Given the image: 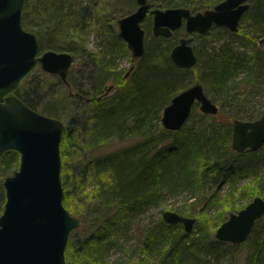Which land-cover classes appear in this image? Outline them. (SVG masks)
Here are the masks:
<instances>
[{"label":"trees","instance_id":"obj_1","mask_svg":"<svg viewBox=\"0 0 264 264\" xmlns=\"http://www.w3.org/2000/svg\"><path fill=\"white\" fill-rule=\"evenodd\" d=\"M151 1L154 6L161 8L185 6L197 8L192 10H204L221 0H206L205 4L199 0ZM27 3L28 0H25L21 21L23 27L26 26L27 30L36 34L38 51L47 47L70 52L73 62L64 83L78 90L75 96L80 100L83 97L80 95L83 93L81 88V92L79 91L80 79L85 74L76 80L70 73L74 69L86 70L85 78L87 84H91L94 89L92 93L100 95L103 83L110 77L116 78L112 69L118 52L129 54L126 44L111 27L109 16L112 12L109 8L112 3L109 0H30L29 18L26 13ZM90 5L95 9L101 5L103 8L99 11L102 10L103 16L93 17ZM245 16L251 21L252 31L259 33L260 38L264 37V0H254L243 15ZM90 24L97 25L103 31L99 34L104 35V42L95 52H90V49L82 45L83 32L88 30L87 27L90 30ZM222 30L224 32L219 34L221 38L233 36L238 31ZM219 37L212 39L218 42ZM175 39V34L170 38H145V52L140 58L131 57L135 62L134 67L122 92L108 100L107 95L100 99L93 98L99 106L83 117L82 123L79 124L72 118L64 126L60 141L63 205L72 215L80 214V226L84 227L82 233H86L74 245L68 239L64 252L66 259L68 251L74 247V252L77 246V251H82L80 264H90V243L91 247L97 249L98 243L106 242L105 236L112 226L120 227L133 221L145 207L156 204L171 193L202 192L210 181H229L230 189L221 211L227 214L242 208L253 197L262 195L264 172L260 174L257 168L254 169L253 178L240 187L234 186L233 180L240 172L245 156L252 160L260 157L264 162V151L260 154L249 149L234 151L230 144V125L222 120L221 113L226 103L236 105L235 92L232 94L231 91L239 89L240 82L243 81V86L245 81L250 83V89L264 83V51L257 49L254 56L238 55L232 51L229 42L225 43L224 40L216 47L211 46L208 51L201 52L202 48L195 46L196 64L199 61L203 67L201 79L208 87L207 90L217 95L212 101H216L220 108L216 114L208 115L197 110L195 105L187 122L190 117L193 120L197 118L196 121L192 120L190 124L186 122L179 130H168L160 122L162 109L174 94L188 86L179 88V83L191 70L177 67L171 62L169 52ZM258 46L261 47L259 43ZM240 71L245 74V80H236ZM28 83L29 78L16 88L15 93L28 106L35 108L29 96L40 98L41 93L36 95L34 86L30 88ZM48 112L52 114L54 110ZM228 114V119L251 120L257 116L243 117L235 108L230 109ZM114 141L118 142L115 146L108 150L104 148V145ZM78 152H82V159L84 156L89 158L76 171L69 163ZM3 153L0 157V169L4 174L17 152L7 150ZM7 154L9 159L6 161ZM234 191L240 195L236 199L245 196L247 203L240 205L229 199ZM76 194H83L86 199L81 204L82 209L73 207V197ZM3 202L4 192L0 190V213ZM179 214L189 213L180 211ZM224 220V217L218 219L213 226L218 227ZM181 225L166 223L165 227L180 230ZM90 227L96 228L91 235ZM178 234L171 236L162 228H155L143 240L142 246L153 251L159 244L168 245L165 250L162 246L159 248L162 264H211L212 258L217 260L222 255L223 246L238 245L211 240L208 235L203 234L195 238H189L187 232L181 231ZM251 235L256 240L247 257V264H264V214L256 219L244 242ZM107 245L109 247L110 244L107 242ZM97 253L99 251L94 255Z\"/></svg>","mask_w":264,"mask_h":264},{"label":"water","instance_id":"obj_2","mask_svg":"<svg viewBox=\"0 0 264 264\" xmlns=\"http://www.w3.org/2000/svg\"><path fill=\"white\" fill-rule=\"evenodd\" d=\"M134 11L117 19L118 35L131 57L145 52V30L141 22L149 8L148 0H134ZM25 0H0V155L6 150L19 154L17 169L3 180L5 201L0 213V264H66L65 248L70 232L81 220L63 205L60 179V141L63 122L28 106L13 91L39 67L67 80L73 56L67 51L45 50L39 54L34 32L22 26ZM248 0H221L212 8L191 13L184 6L150 10L153 36L169 37L185 19L186 33H206L212 25L236 32ZM264 37L259 39V44ZM171 62L180 68H192L197 56L186 36L178 39L169 52ZM109 89L105 92L107 93ZM101 98V95L96 97ZM89 100V99H86ZM205 114H216L218 106L195 82L174 94L163 107L161 124L179 130L189 118L193 106ZM264 143V113L257 119H234L231 148L236 152L257 150ZM264 214V197H253L244 207L231 212L216 228L215 238L242 243L255 220ZM162 219L170 225L181 223L191 232L195 218L166 209Z\"/></svg>","mask_w":264,"mask_h":264},{"label":"rangeland","instance_id":"obj_3","mask_svg":"<svg viewBox=\"0 0 264 264\" xmlns=\"http://www.w3.org/2000/svg\"><path fill=\"white\" fill-rule=\"evenodd\" d=\"M248 1L251 5L254 2V0ZM109 2L112 3L109 8L112 12V15L109 16L111 19L110 24L113 30L117 32V19L126 14L128 11L134 9L136 4L133 0H109ZM150 2L152 1L150 0ZM199 2H203L205 4L206 0H199ZM29 3L30 0H28L26 6V13L28 15L27 18H29L30 16L28 8ZM196 3H198V1H196ZM102 8L103 7L101 5H98L96 9L90 5V13L93 14V17L101 18L103 16V12L102 10L99 11V9ZM193 8L197 9L196 7H192V9ZM201 10L203 9L197 11ZM141 26L145 30L146 40L150 39L152 37L151 17H148L143 20ZM251 26V21L245 16L241 19L238 31L233 36H224L223 38L219 37V34L224 32L222 30V27L219 26L211 28L206 33H204V35H200L197 33L185 34V30L182 28L177 32V35L180 36L185 34L188 38L189 43L193 46V49L195 46H199L200 48H202L201 52H203V50L208 51L211 46L216 47L219 43L224 40L225 43L229 42L232 51H234L236 54L254 56L256 54L255 52L257 51V49H260V51H264V44L261 47L258 46V41L261 35H259V33H254L251 29ZM24 28L27 29L26 26H24ZM87 29L88 30L83 32L84 38L82 40V45L85 46L86 49H90V52H95L100 46V44L104 42V35L99 34V32L103 31H101L97 25L91 24L90 30L88 27ZM216 36L220 38L218 42H215L212 39ZM44 50H47V47L42 49L40 53ZM134 63L135 62L131 58L130 51L129 54H124L121 51L118 52L113 64L114 68L112 69L113 74L116 76V78H114L115 84L113 90H111L107 94V100L113 97L115 94H119L120 92H122L123 87L129 82L130 77H124V75L129 69V67L131 65H134ZM76 67H78V65H76ZM202 73L203 67L201 62L198 61L196 66L191 68L189 75L185 77V79L180 81L179 88L185 85L189 86L195 82H199L203 85L207 95L211 99H215V96L217 95L214 94L212 91L207 90L208 87L201 79ZM83 74H85L86 76V70L74 69V71L70 73V75L74 76L76 80L80 75ZM85 76L80 79L81 87H79V91L81 92L82 90L83 93L80 95H82L83 97L79 100L78 97L75 96V94L78 93V90H76L75 88H71L64 82L60 81V79L56 75L46 73L40 68L35 69L29 77L28 87L31 88L34 86L36 95L38 94V92H40L41 97L38 98L37 96H35V98L29 96V99H31V101L35 104L34 109L41 113L59 118L63 122L64 126L69 124V121L72 118H74L75 121H77L79 124L82 123V118L88 116L90 114V111H93L99 106V104L95 103L93 100V98H95L97 94L92 93L94 92V89L91 87V84L90 86L87 84V79L85 78ZM243 77H245V74L240 71L239 75L236 77V80L240 79L241 81V79H244ZM242 82L238 84L239 89H234L231 91V93L235 92L234 101H236V105L234 106L230 103H226L225 107L222 108L223 112L221 113V117L222 120H225L229 123L230 135L232 121L234 120V118L228 119V112L230 109L235 108L239 110V114L243 117H252L253 115H257L256 118H252L251 120L259 118L264 113V83H261L259 86L250 89L252 88L251 86H249L250 83L245 81L243 86ZM109 84H111V82L106 80L101 86L100 90L103 91L104 85L108 86ZM88 97L92 98V100L87 101L85 98ZM215 103L219 105L216 101ZM195 108L199 110L198 105H196ZM48 110H54V112L50 114ZM193 119V117H190L187 123L190 124ZM196 119L197 118H195V120L193 121H196ZM77 137L79 138V136ZM117 143V141L111 142L107 145H104V148L108 150L111 147L115 146ZM263 151L264 145H262L259 149L255 150L257 154H260ZM2 154L0 155V157L2 156ZM81 155L82 152L81 154L80 152H78V155H74L71 162H68L70 166L76 171L79 169L78 166L83 165L84 162L87 161L89 158H86L84 156V158L82 159ZM244 158L245 159L243 161L242 168L233 180L234 186L236 187H240L245 182L250 181L254 176V169L256 170L257 168L260 174L264 172V162L261 160L260 157L254 160H252V158L249 156H245ZM8 159L9 157L7 154L5 160L7 161ZM1 162L2 161H0V165ZM18 163L19 154L17 152V155L14 153L13 161L11 162L9 169L4 174L0 169V190H3V192L4 178L8 175L13 174V172L18 167ZM255 165H257V167H253ZM229 189V181H210L206 183L205 189L202 190V192L196 191L195 193L190 194L189 192L185 191L176 194L171 193L166 195L165 197L160 199L156 204L154 203L153 205L145 207V209L133 221L124 224L120 227L115 225L112 226L110 228L111 231L108 232L107 236H105L104 241L106 242L98 243L99 247H97V249L99 248V250L94 247H91L90 243V264H162L161 253L159 252V248L160 246H162L165 250L168 245L159 244L157 247L158 251L156 250L157 248L155 250L152 249L153 251H150L148 249H144V247L142 246L143 240L146 239V236L148 234L150 235V233L155 228H162V230H164L168 235L171 236H174V234L179 235L178 233L181 231L186 232L182 225L180 227V230L176 228L169 229L165 227L166 223L162 219V212L166 209H171L178 213L180 211H184L189 213L186 216H191L195 218L193 231L187 232L189 234V238H195L203 234L208 235V239H216L215 230L217 226H213L214 223L218 219L220 220L223 217L226 219L229 215V213L227 214L221 212L223 210L224 199H226ZM70 193L73 195L71 191ZM238 195V192L234 191L233 195L229 196V199L235 200V202L240 205H244L245 203H247L248 199L245 198V196L236 199L238 198ZM261 196L264 197V189L262 190ZM73 198H75L73 199L72 203L73 207L77 210L82 209L83 207L81 204L83 203V201L86 200L83 197V194H76ZM196 201L197 203L195 204ZM197 208H199V210H197ZM73 216L79 217L80 214L76 213ZM78 228L73 229L68 237V239H71L73 245L76 244L77 240L82 239L84 235L86 236V233H82V229H84V227L80 226V228ZM94 229L90 227V235L92 234ZM253 236L251 235L246 242H242L235 247L229 245L223 246L222 255H220L217 260L212 258L211 264H247V257H249V254L252 250V245L255 244L254 242L256 240L253 239ZM150 241L152 242V240ZM107 242L110 244L109 247L107 245ZM73 245L71 246L73 247ZM73 249L71 248L70 251H68V258L66 259L65 257L66 264H80V261L82 259V251H77V246L74 252ZM97 251H99V254L97 253V255H94ZM167 264H176V262H169Z\"/></svg>","mask_w":264,"mask_h":264},{"label":"flooded vegetation","instance_id":"obj_4","mask_svg":"<svg viewBox=\"0 0 264 264\" xmlns=\"http://www.w3.org/2000/svg\"><path fill=\"white\" fill-rule=\"evenodd\" d=\"M134 1V0H133ZM149 1V3H150V5H149V8H148V11H147V14H146V16L144 17V19L143 20H145L146 18H148V17H151V33H152V22H153V14L152 13H150V10L151 9H153V8H156L157 6H154V4L152 3V2H150V0H148ZM135 2V1H134ZM135 4H136V2H135ZM214 6V5H213ZM212 6V7H213ZM136 7H137V4H136V6L134 7V9H132V10H130V11H128L126 14H128V13H130V12H132V11H134L135 9H136ZM212 7H210V8H212ZM250 7V6H249ZM190 11H191V13H195V12H197V10H192V9H190ZM202 11V10H201ZM247 12V11H246ZM245 12V13H246ZM244 13V14H245ZM243 14V15H244ZM243 17V16H242ZM143 20H142V22H143ZM141 22V23H142ZM213 27H217V26H215V25H212L211 27H210V29L211 28H213ZM219 27H222V28H224V29H227V28H225L224 26H219ZM184 29L185 30V19H182V22H181V25H180V27H178V28H176V29H174V30H172V34L169 36V37H163V36H157V37H163V38H170V37H172V36H174V34L176 35V39H175V43L173 44V45H175L176 43H177V41H178V39L180 38V37H182V36H186L185 34H186V31H185V34L184 35H180V36H178L177 35V32L179 31V30H181V29ZM209 29V30H210ZM228 30V29H227ZM229 31V30H228ZM192 33H196L195 31L194 32H192ZM198 34V33H197ZM201 35V34H200ZM152 36H153V34H152ZM153 37H155V36H153ZM145 38V37H144ZM187 38V37H186ZM188 39V38H187ZM264 44V41L263 42H261V44H259L260 46H262ZM48 50V49H47ZM45 51V50H44ZM43 52V51H42ZM39 54H40V51H39ZM133 58V57H132ZM140 58V57H139ZM133 67H134V65H131L130 67H129V69L126 71V73H125V75H124V77H128L129 75H130V73H131V70L133 69ZM37 68H40L39 67V65L35 68V69H37ZM193 68V67H192ZM41 69V68H40ZM42 70V69H41ZM44 71V70H43ZM34 72V71H33ZM32 72V73H33ZM44 72H46V71H44ZM69 72V71H68ZM31 73V74H32ZM46 73H48V72H46ZM30 74V75H31ZM49 74H52V73H49ZM30 75H29V77H30ZM53 75H56V74H53ZM59 79H60V77L58 76V75H56ZM28 77V78H29ZM27 79V78H26ZM25 79V80H26ZM60 81H62L61 79H60ZM108 81H110L111 82V84H109L108 86H106V85H104V90H103V92L100 94L101 95V97L102 96H105V95H107L111 90H113V88H114V78L113 77H110L109 79H108ZM63 82V81H62ZM22 84V83H21ZM20 84V85H21ZM19 85V86H20ZM109 89V91L107 92V93H105L107 90ZM16 90V89H15ZM15 90L13 91V93L14 94H16L15 93ZM85 99H89V100H91V98H85ZM89 100H87V101H89ZM200 111V110H199ZM201 112V111H200ZM205 114V113H204ZM208 115H214V114H208ZM7 151V150H6ZM5 152V151H4Z\"/></svg>","mask_w":264,"mask_h":264}]
</instances>
